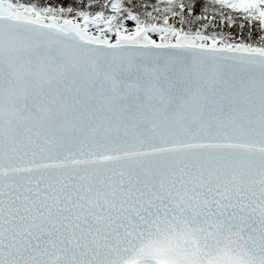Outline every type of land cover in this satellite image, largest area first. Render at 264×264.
<instances>
[{
    "label": "snow or ice",
    "instance_id": "snow-or-ice-1",
    "mask_svg": "<svg viewBox=\"0 0 264 264\" xmlns=\"http://www.w3.org/2000/svg\"><path fill=\"white\" fill-rule=\"evenodd\" d=\"M0 264H264V0H0Z\"/></svg>",
    "mask_w": 264,
    "mask_h": 264
}]
</instances>
